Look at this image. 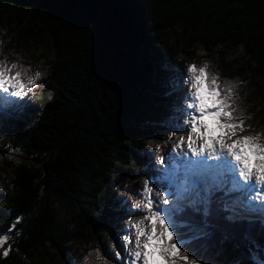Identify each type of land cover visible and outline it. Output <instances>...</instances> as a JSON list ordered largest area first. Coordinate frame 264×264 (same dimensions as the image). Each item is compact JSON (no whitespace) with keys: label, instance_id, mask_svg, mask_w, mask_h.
I'll use <instances>...</instances> for the list:
<instances>
[{"label":"trees","instance_id":"trees-1","mask_svg":"<svg viewBox=\"0 0 264 264\" xmlns=\"http://www.w3.org/2000/svg\"><path fill=\"white\" fill-rule=\"evenodd\" d=\"M0 31V61L25 80L44 76L39 100L0 111V264H91L119 251L116 225L129 226L141 172L158 178L148 161L186 124L185 95L171 90L191 65L264 145V0H0ZM43 37L48 56L35 50ZM238 48L242 61H227ZM238 195L216 194L185 262H264V218L224 208Z\"/></svg>","mask_w":264,"mask_h":264},{"label":"snow or ice","instance_id":"snow-or-ice-1","mask_svg":"<svg viewBox=\"0 0 264 264\" xmlns=\"http://www.w3.org/2000/svg\"><path fill=\"white\" fill-rule=\"evenodd\" d=\"M15 64L8 65L0 61V106L8 107L19 103L13 98H22L27 94V89L33 84V78L26 80L20 71L12 72L16 68ZM199 75H196V72ZM190 74L186 83L185 101L181 112L186 117L184 130L189 131L187 149L183 156L187 157L179 165H172L164 169L167 177L176 186V191L169 193L175 199L171 201L165 198L160 192L155 195L154 201L149 195L152 188L148 187L149 181L144 182L143 198L137 200L134 207L140 209L144 218L151 222V228L143 224V221L133 224L137 229L135 235V247L130 248L131 238L126 237L121 245L125 255L121 251H114L113 258L118 264H175V259L169 261L163 259L164 255L185 261L189 260L190 254L194 255V242L207 235V217L213 203L217 202V193H224L226 196L238 193L232 205H224L226 211H231L232 207L239 205L249 210L264 211V201L257 203L255 198L245 199L250 193L257 190L258 185L261 192H264V145L259 144L255 137L244 136L232 143L227 142L229 136H235L232 123L236 118L225 102V97L218 87L217 79L212 77L211 82L207 81L206 67L197 69L195 65L187 68ZM39 73H37V76ZM207 120L214 122L220 135L209 136L198 147H194L197 140L203 138V134L208 132ZM243 121L241 120V124ZM203 130V131H202ZM195 134V139H194ZM183 138H181V145ZM237 144L246 145V148H237ZM218 145V147H217ZM212 157H223L216 159ZM230 158V159H228ZM249 161L254 162L250 165ZM159 163L164 164V157L159 159ZM238 167V171H237ZM165 205H170L165 207ZM157 207L155 212L145 210ZM191 210L192 215L188 217L187 223H180L185 219L187 210ZM202 214L197 219L196 214ZM21 218L17 217L18 223ZM226 221L234 219L231 215L224 217ZM157 221L162 226L157 232ZM15 228V224L12 225ZM189 236V239H185ZM140 237H146L141 241ZM167 238V242L163 239ZM6 237L0 238V245L6 241ZM187 248L188 252L181 249ZM8 255V250L2 253ZM97 256L99 252L97 251ZM159 257V259H158ZM191 264H199L195 258ZM264 264V262H262Z\"/></svg>","mask_w":264,"mask_h":264},{"label":"rangeland","instance_id":"rangeland-1","mask_svg":"<svg viewBox=\"0 0 264 264\" xmlns=\"http://www.w3.org/2000/svg\"><path fill=\"white\" fill-rule=\"evenodd\" d=\"M12 33H13V31H12ZM5 40H7V36L3 35V32L0 31V48L2 46V42ZM11 42H12V39L10 40V43ZM35 50H37L38 52H42L44 54V56L50 55L51 49H50V45H49L48 40L43 37L39 41V43L36 45ZM196 53L199 55V54H202L203 51L201 49H198L196 51ZM241 54H242V51L240 48L233 50V51H227L226 52V56H227L226 60L229 61V59L234 57V59H236L237 61H242L241 59H239ZM40 62L42 63L43 68H45L47 65V62H45V58H41ZM197 75H199V72H197ZM187 77H186V79H187ZM43 80H44V76H41L39 80L37 79V77H35L33 79V81H34L33 84L28 87L27 94L25 96H23L22 98H13V99L19 100V103L13 104V105L8 106V107L0 106V111H2L3 113L9 112L12 115H17V113L21 114L20 110L22 107L30 106L31 100H39L40 99V90L39 89L42 86ZM244 81H245V79H244ZM184 82H185V84L180 85V88L177 89L175 87L171 90V92H173L174 94H181L182 96H184L185 92L187 91V88H188V84L186 83V80ZM48 96H49V94L46 97H48ZM36 112H37V110L33 111V113H36ZM206 123L208 124V132L203 134L202 139L197 140V143L194 145V147H198L209 136L218 137L220 135V131L216 128L213 121L207 120ZM234 125H235V127L233 130L235 131L236 135L235 136H229L227 138L228 143H232L233 141L238 140V138L244 137V136L254 137L252 132L244 130L243 128H241L239 126V124L235 123ZM177 129L178 130L171 132V134L168 136V138H166L163 141L164 142V148H163L164 154L160 153L158 158H155V160L150 158V160L147 163V167H149V168H151L152 165L159 168V170L157 172L158 178L156 177L154 179H151V178H149V176L147 177V173H143V172H141V175H140L142 178H144V180L149 181L148 187L152 188V193L150 195L151 198L155 201L157 199L155 194L157 192H160L162 195H164L165 198H168L170 200V205H171L172 199L175 197L169 195V191H167V190H171L170 192L173 193L176 191V186L167 177V174L165 173L164 169L170 168L172 165L181 164L184 159H187V157L183 156V153L188 151L187 143H188L189 131L184 130V126L178 127ZM146 138H147V142L149 144H152L154 142V140H157L154 137V135H148V136H146ZM181 138H183V144L182 145H181ZM195 138L196 137L194 134V139ZM217 147H218V145H217ZM237 148L238 149L246 148V145L237 144ZM151 155L153 156L154 154L151 153ZM15 157L17 159L22 158V156H15ZM161 157H164V164H162V165L159 163V159ZM214 159L216 160V159H224V158L223 157H213L212 160L215 161ZM228 159H230V158H228ZM249 163H250V165H253V168H254V162L249 161ZM237 171H238V169H237ZM160 189H162V190H160ZM258 189L259 188L257 187V190ZM257 190L252 192L251 195L253 198L257 197V199L259 200V202H257V203H260L261 198L259 196H255V195H259V194H256ZM260 190H261V187H260ZM164 191H165V194H164ZM143 194H144V185L141 186L140 193L137 194V196L140 195L138 200L143 198ZM249 195L245 199H249ZM228 196H231V194ZM262 200L264 201V197H262ZM228 203L231 206L232 200H230V201L228 200ZM134 205H135V203L131 204V206L127 205L126 206L127 209H126V212L124 214V216H126L128 218V225L129 226L126 227L125 229L123 228V224H124L123 219H120V222H121L120 225H118V226L116 225V227H118V230L114 234V240H115L116 248L119 251H121L122 255H125V253H124V250L122 249L121 245H122V243L126 237H129L132 240V243L129 245V247L130 248L135 247V235H134V233L137 231V229L133 227V224L138 223L140 221H143V224L148 226L149 230L151 227L150 221L145 219L144 214H142L141 210L135 208ZM237 206L238 207L236 208V210L239 212V215L242 217H245L247 219L260 218L259 220H261V221L264 218V211H260L258 209L257 210H249V209H246V208L241 207L239 205H237ZM158 210H159L158 208L155 209L153 207V208L147 209L145 211L155 212ZM158 224H159V222L156 223V228L159 229V231H160L162 226L160 224L159 225ZM140 239L144 240V239H146V237H140ZM163 239H165V237ZM158 259H159V257H158ZM163 259H167L169 261L175 259V264H186V262L183 259L178 258V256L176 258H173L171 256L164 255ZM91 264H118V262L113 258V256H108V257H104V258H100V259H95ZM139 264H142V258H141V261L139 262ZM161 264H162V262H161Z\"/></svg>","mask_w":264,"mask_h":264},{"label":"bare ground","instance_id":"bare-ground-1","mask_svg":"<svg viewBox=\"0 0 264 264\" xmlns=\"http://www.w3.org/2000/svg\"><path fill=\"white\" fill-rule=\"evenodd\" d=\"M211 159H213V157H212ZM214 160H215V159H214ZM263 195H264V192H261V193H260V196H259V197L261 198L260 201H263V200H262V197H264ZM255 196H256V195H255ZM260 198H259V199H260ZM150 223H151V222H150ZM148 228H149V227H148ZM150 228H151V227H150ZM157 232H159V231H157ZM142 240H143V239H141V241H142Z\"/></svg>","mask_w":264,"mask_h":264},{"label":"clouds","instance_id":"clouds-1","mask_svg":"<svg viewBox=\"0 0 264 264\" xmlns=\"http://www.w3.org/2000/svg\"><path fill=\"white\" fill-rule=\"evenodd\" d=\"M87 259H88V258L86 257V258H85V260L87 261ZM97 259H100V257H99V256H97Z\"/></svg>","mask_w":264,"mask_h":264}]
</instances>
